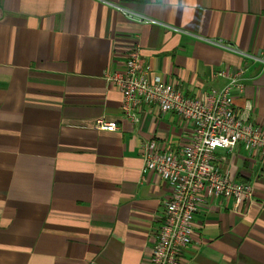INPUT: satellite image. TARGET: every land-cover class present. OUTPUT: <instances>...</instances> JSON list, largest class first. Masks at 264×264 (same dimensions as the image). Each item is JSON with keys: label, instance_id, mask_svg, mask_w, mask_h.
Segmentation results:
<instances>
[{"label": "crops", "instance_id": "0c3cea01", "mask_svg": "<svg viewBox=\"0 0 264 264\" xmlns=\"http://www.w3.org/2000/svg\"><path fill=\"white\" fill-rule=\"evenodd\" d=\"M135 47L188 99L244 68L233 102L264 129V0H0V264L148 263L171 189L142 175L143 147L177 152L191 125L153 106L122 115L106 77ZM214 157L253 196L205 198L182 262L264 264V159Z\"/></svg>", "mask_w": 264, "mask_h": 264}, {"label": "built area", "instance_id": "2783aa9c", "mask_svg": "<svg viewBox=\"0 0 264 264\" xmlns=\"http://www.w3.org/2000/svg\"><path fill=\"white\" fill-rule=\"evenodd\" d=\"M116 9L132 16L121 7ZM212 43L234 51L221 43ZM141 60L139 47L129 50L124 70L106 78L120 93L121 113L130 122H138L137 113L143 106H153L161 114L174 113L191 125L189 141L177 152L164 151L155 141L144 145L141 169L142 175L155 174L171 189L163 203L147 264H183L182 254L192 242L194 216L205 198L232 199L238 206L253 196L252 185L236 181L216 164L215 151L241 148L264 159V129L251 121L250 102L240 112L233 102L234 96L244 90V68L233 73L227 69L214 72L215 78L225 80L224 85L201 98L188 99L172 83L154 75ZM95 126L106 132L117 130L115 123L103 120Z\"/></svg>", "mask_w": 264, "mask_h": 264}]
</instances>
